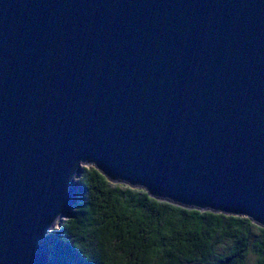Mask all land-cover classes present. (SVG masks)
Listing matches in <instances>:
<instances>
[{"label":"water","instance_id":"1","mask_svg":"<svg viewBox=\"0 0 264 264\" xmlns=\"http://www.w3.org/2000/svg\"><path fill=\"white\" fill-rule=\"evenodd\" d=\"M83 165L264 227V0H0V264H48Z\"/></svg>","mask_w":264,"mask_h":264},{"label":"trees","instance_id":"2","mask_svg":"<svg viewBox=\"0 0 264 264\" xmlns=\"http://www.w3.org/2000/svg\"><path fill=\"white\" fill-rule=\"evenodd\" d=\"M78 200L46 239L48 264H264V227L110 182L92 165Z\"/></svg>","mask_w":264,"mask_h":264},{"label":"rangeland","instance_id":"3","mask_svg":"<svg viewBox=\"0 0 264 264\" xmlns=\"http://www.w3.org/2000/svg\"><path fill=\"white\" fill-rule=\"evenodd\" d=\"M249 264H252V262L250 261V263Z\"/></svg>","mask_w":264,"mask_h":264}]
</instances>
